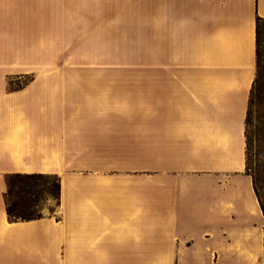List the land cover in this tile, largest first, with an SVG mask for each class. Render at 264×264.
<instances>
[{
	"label": "crops",
	"instance_id": "1",
	"mask_svg": "<svg viewBox=\"0 0 264 264\" xmlns=\"http://www.w3.org/2000/svg\"><path fill=\"white\" fill-rule=\"evenodd\" d=\"M257 17L264 0H0V264H264ZM113 23L150 24L151 62L48 61L103 53ZM15 173L59 176L55 214L8 218Z\"/></svg>",
	"mask_w": 264,
	"mask_h": 264
},
{
	"label": "rangeland",
	"instance_id": "2",
	"mask_svg": "<svg viewBox=\"0 0 264 264\" xmlns=\"http://www.w3.org/2000/svg\"><path fill=\"white\" fill-rule=\"evenodd\" d=\"M134 10V8H128ZM130 12V10H129ZM150 24L127 23L121 29L119 24L112 25L111 37L106 38L102 45L97 44L96 51L103 52L94 55H49L48 61L58 62H112V63H146L151 62V38ZM143 27L144 30L141 29ZM258 58L261 68V76L259 81V89L253 95L248 123L245 124V133L247 134L249 170L248 173L259 178L262 183L259 184L262 188L260 194L264 201V21L259 23L258 34ZM74 57V59H73ZM15 86L21 87L29 79V75L17 76ZM11 85L12 82H11ZM13 85V86H14ZM53 178L49 177L48 181L52 182ZM36 186L39 182L35 183ZM39 207L44 214L45 212L55 214L57 205L54 199L46 201L44 204L39 202ZM261 209V208H260ZM262 212V210H261ZM263 219L264 213L262 212Z\"/></svg>",
	"mask_w": 264,
	"mask_h": 264
},
{
	"label": "trees",
	"instance_id": "3",
	"mask_svg": "<svg viewBox=\"0 0 264 264\" xmlns=\"http://www.w3.org/2000/svg\"><path fill=\"white\" fill-rule=\"evenodd\" d=\"M264 21L262 18H256V70L255 77L253 79L249 99L248 108L245 118V124H247L251 104L253 102V95L259 89V81L261 76V68L259 65L258 58V34H259V23ZM246 140V172L248 173L249 168V157H248V145L249 140L245 133ZM249 174V173H248ZM52 177V182L48 181V178ZM252 185L256 194L259 206L264 213V201L260 194L259 186L262 181L253 175ZM39 182L36 186L35 183ZM7 189L4 195L5 209L9 219L11 220H30L39 218L43 215L39 202L44 204L50 199H54L56 205L58 204L59 197V176L56 174H43V173H15L7 177Z\"/></svg>",
	"mask_w": 264,
	"mask_h": 264
}]
</instances>
